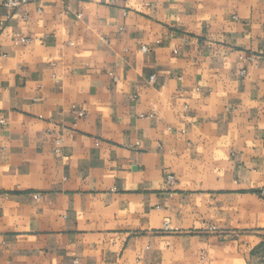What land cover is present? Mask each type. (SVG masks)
Masks as SVG:
<instances>
[{"label":"crops","instance_id":"crops-1","mask_svg":"<svg viewBox=\"0 0 264 264\" xmlns=\"http://www.w3.org/2000/svg\"><path fill=\"white\" fill-rule=\"evenodd\" d=\"M262 246L264 0L0 5V264Z\"/></svg>","mask_w":264,"mask_h":264},{"label":"built area","instance_id":"built-area-1","mask_svg":"<svg viewBox=\"0 0 264 264\" xmlns=\"http://www.w3.org/2000/svg\"><path fill=\"white\" fill-rule=\"evenodd\" d=\"M31 1L33 0H0V5L8 9L9 11L14 12L18 10L20 7L29 4ZM24 41L27 42L28 40H24ZM150 80L151 82H156V75L151 76ZM166 183L167 186L171 189L177 185L178 179L174 174H169L166 178ZM166 227L169 228L168 223H166Z\"/></svg>","mask_w":264,"mask_h":264},{"label":"rangeland","instance_id":"rangeland-1","mask_svg":"<svg viewBox=\"0 0 264 264\" xmlns=\"http://www.w3.org/2000/svg\"><path fill=\"white\" fill-rule=\"evenodd\" d=\"M251 264H264V246H262L252 257Z\"/></svg>","mask_w":264,"mask_h":264}]
</instances>
